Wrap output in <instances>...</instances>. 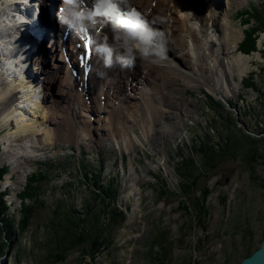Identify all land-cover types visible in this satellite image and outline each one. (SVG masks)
I'll use <instances>...</instances> for the list:
<instances>
[{"label":"rangeland","instance_id":"rangeland-1","mask_svg":"<svg viewBox=\"0 0 264 264\" xmlns=\"http://www.w3.org/2000/svg\"><path fill=\"white\" fill-rule=\"evenodd\" d=\"M248 2L235 6L232 16L235 25L242 28L243 37L249 26L238 13L264 4V0ZM160 25L174 47L175 42L159 19L156 27ZM259 43L260 59L250 61L251 69L243 76L240 89L226 98L211 93L207 87L188 86L183 80L153 69L155 75L170 80L168 92L179 94L181 103L180 111L174 109L172 121L166 118L159 127L168 134L164 144L166 163L160 162L146 142H135L134 148L126 151L109 133L99 130V123L90 125L92 130L98 125L94 135L99 138L93 135L95 140H86L80 149L76 142L61 137L46 147L49 155L31 160L22 172H14L8 160H0V169H11L9 174L6 170L3 181L0 172V201L14 219L0 235V264H241L248 249L255 251L260 247L264 234V160L253 159L248 152L251 139L264 141V38ZM113 68L116 73L117 67ZM248 77H253V82L246 80L244 85ZM127 89L129 94H136L131 85ZM58 99L64 102L59 96ZM182 108L186 109L185 117ZM96 117L97 114L91 116ZM171 123H180L181 136L168 127ZM137 132L145 141L140 129ZM5 133L0 129V141ZM227 136L238 140L232 141L226 158L214 164L200 152L204 141L208 143L212 138L215 143ZM99 140L103 142L101 146ZM260 147L264 154L263 142ZM122 153L126 156L122 158L124 164L120 162ZM58 158L60 165L55 161ZM133 167L140 178L138 203L128 191ZM92 173L100 174L93 179ZM167 184L168 192L163 195ZM104 190L116 192L117 204L127 212L125 221L113 222L111 216L102 212L104 203L97 200V192L109 208L117 205ZM3 206L0 220L4 228L7 223ZM73 206L76 219L86 218L93 207L100 213L101 224L94 228L85 221L80 228L73 227L68 220V210ZM25 213L28 223L23 227ZM203 214L206 218L201 222L199 217ZM104 225H110V229L100 247L97 238L88 240L84 233H92L91 237L100 235ZM77 235L86 239H77ZM56 236L64 237L61 244L65 252L63 260L54 262L50 252L56 245Z\"/></svg>","mask_w":264,"mask_h":264},{"label":"bare ground","instance_id":"bare-ground-1","mask_svg":"<svg viewBox=\"0 0 264 264\" xmlns=\"http://www.w3.org/2000/svg\"><path fill=\"white\" fill-rule=\"evenodd\" d=\"M39 1L47 33L33 17L36 13L32 12ZM247 2L132 0L133 6L150 20L158 17L170 33L175 46L169 43L168 59L154 64L137 61L133 70H121L119 66H114L117 70L113 73V67H104L97 57L93 63L96 69L90 75L89 86L85 87L77 82L70 70H66L68 65L66 69L64 67L66 55L70 57V62L77 64L80 39L69 33L67 41H64V31L57 34V40L54 38L58 28L50 11L57 1L38 0L23 6L21 0H0V129L6 131L0 141V145H4L3 150L0 148V160H8L14 172L20 169L22 172L31 160L43 158L41 152L61 137L76 142L81 149L86 140H95L98 125L93 130L90 125L99 123V130L109 133L108 136L126 151L130 152L135 142H146L160 162L166 163L164 144L168 134L166 129L159 127L166 118L172 121L171 115L173 111H180L181 103L179 94L168 92L170 80L155 75L153 69L183 80L188 86L207 87L211 93L222 98L234 94L240 89L242 78L250 71V61L254 58L239 52L243 30L232 20L234 7ZM15 12L26 16L30 23L17 24ZM170 22L171 25H168ZM160 28L165 31L161 25ZM104 31L111 37L108 29ZM21 53L25 58L16 62L15 58ZM80 75L84 76L82 70ZM12 77H18V80H8ZM129 85L136 94H129ZM83 92L93 98L91 106L86 104ZM95 95H106L104 106L103 100ZM84 113L87 115L83 120ZM181 113L185 117L186 109L182 108ZM96 114L99 118L92 119L91 116ZM172 124L168 127L181 136L180 123ZM137 129H140L145 141L140 139ZM102 144L99 140L98 146ZM3 170L7 169H0L1 172ZM92 174L97 177L100 173ZM8 179L10 184L12 177ZM139 180L133 167L128 191L136 196L137 203L141 200L137 191Z\"/></svg>","mask_w":264,"mask_h":264},{"label":"clouds","instance_id":"clouds-1","mask_svg":"<svg viewBox=\"0 0 264 264\" xmlns=\"http://www.w3.org/2000/svg\"><path fill=\"white\" fill-rule=\"evenodd\" d=\"M21 2L29 6V0ZM36 9L38 14L39 5ZM56 18L61 27L66 26L74 37L84 41L86 48L94 49L106 68L133 70L137 61L154 64L168 59L169 39L156 27L159 18L150 20L132 0H62ZM15 21L20 25L30 23L19 12H15ZM259 35L264 38V33ZM252 57L259 60V52ZM24 58L21 53L15 59L19 62Z\"/></svg>","mask_w":264,"mask_h":264},{"label":"trees","instance_id":"trees-1","mask_svg":"<svg viewBox=\"0 0 264 264\" xmlns=\"http://www.w3.org/2000/svg\"><path fill=\"white\" fill-rule=\"evenodd\" d=\"M256 32H257V29L256 28H253L250 31H247L246 32L245 39H244V41L240 45V49L244 53H251V52H253V51H255L257 49V47H256V41H257V39H256ZM249 78L250 77H248L247 79H245L244 85H247L246 83H248L246 80H248L250 82H253V77L251 79H249ZM252 84H254V83H252ZM228 125H230V122H228ZM228 131L232 134V131L231 130H228ZM228 137L229 136H227V138ZM227 138H226V140L225 139H222V140H219L218 142H215V143H213L214 140H211L212 138L210 139V141H208V143H205V141H204L203 142V145H202V149H201L200 152L202 154H205L206 157H208L207 159L209 161H212V162L214 161V164H215V161L216 162L219 161L218 159H220L222 157L226 158L227 153L229 152V149L231 148L230 146H232V141L235 143L238 140V139H236L238 137H233V136L231 138H228V139ZM247 138L249 139V137L247 135H244V139H247ZM250 141H252V142H250L251 144H249L248 152H250V153L253 154L252 158L253 159H256V158L260 157V158H262L264 160V154L260 153L262 151L261 150L262 148L260 147V143L261 142L264 143V141L256 140L255 138H253V140L251 139ZM182 160H184V159H182ZM208 164H211V163H208ZM183 170L186 171V169H184V168H183ZM5 172H6V170H3L1 174L2 175L3 174L6 175ZM86 177L89 180L91 179V178L88 177L87 174H86ZM95 178L96 177L94 176V179ZM32 180H34V179L32 178ZM28 185L32 187V184L31 183L28 184ZM166 187H168V184L166 186H164V188L162 189V194L163 195H164L165 192H168L166 190ZM188 188L190 190L191 187H188ZM189 190H188V192H190ZM104 193H106V195L110 198L111 202H113V201L115 202V200L117 198L116 192H111L109 190H104ZM96 194H97L96 195L97 196V200L99 199L100 201H102L104 203V210L102 212L106 213L107 216H111L113 222H123V221H125L127 219L126 212L124 210H122L118 206L119 203L117 204V200H116V204H117L116 207L111 209V208H109V205L106 206L105 199H103L102 195L99 194L98 192ZM165 195L167 196V194H165ZM173 196H176V195L174 194ZM3 204H4V202L1 199V201H0V207L3 206ZM3 208H5L3 212L5 214V218H6L5 222L7 223V225H5V227L3 228V226H2V220H0V235L3 232V229L5 230V228L6 229L9 228V225L14 223V219H12L10 217V215H8V211L9 210L7 209V207L6 206H3ZM74 211H75L74 206L71 207L68 210V213H69V219L68 220H69V222H70L71 225L74 224L73 227H76V228L79 227L80 228L81 224L82 223H85V221L89 222V224L91 225V227L94 226V228L97 226L98 223L101 224V220L102 219L99 218L100 217V213H98L97 211H94L93 207L90 209L91 212H89V215H87L86 218H84V219L83 218L82 219H76L77 217L75 218V216H74V213L75 212ZM0 214H1V210H0ZM205 218H206V214L201 215V217H200L201 222H204L205 221ZM27 221H28L27 213H25L23 215V218H22V221H21V224H22L23 227L28 223ZM92 221H94L96 224H94ZM109 227H110V225H104V227L101 228L102 230L99 232L100 235H97V236L91 237L92 233H89V232H88V235L86 234V232L84 234L88 238V240L89 239L95 240L97 238V241L100 242L99 243L100 244V247H102L103 244H104V242H105V240H106L105 239L106 236L104 234H105V232L107 230L110 229ZM85 236L82 235V237H81V236L77 235V239H83V238L86 239ZM63 238L60 237V236H56V238H55V240H56L55 241V244L56 245H55V247H53L52 252H50V258L52 257V259L54 260V262H56L58 260L61 261V260L64 259V257H63L64 253H62V252H65V248H64V245L61 244L63 242ZM263 238H264V234H263ZM164 241H165V243H167L166 239H164ZM58 245H59V247H58ZM169 245H171V244H169ZM69 246H71L70 243L67 244V247L68 248H69ZM0 253H1V248H0ZM252 253H253V250L252 249H248L245 257L251 255Z\"/></svg>","mask_w":264,"mask_h":264},{"label":"water","instance_id":"water-1","mask_svg":"<svg viewBox=\"0 0 264 264\" xmlns=\"http://www.w3.org/2000/svg\"><path fill=\"white\" fill-rule=\"evenodd\" d=\"M241 264H264V238L259 248L247 257H244Z\"/></svg>","mask_w":264,"mask_h":264}]
</instances>
